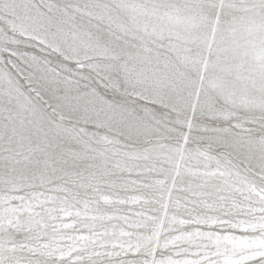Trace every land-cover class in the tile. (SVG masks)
<instances>
[{
  "label": "snow or ice",
  "instance_id": "obj_1",
  "mask_svg": "<svg viewBox=\"0 0 264 264\" xmlns=\"http://www.w3.org/2000/svg\"><path fill=\"white\" fill-rule=\"evenodd\" d=\"M0 264H264V0H0Z\"/></svg>",
  "mask_w": 264,
  "mask_h": 264
}]
</instances>
